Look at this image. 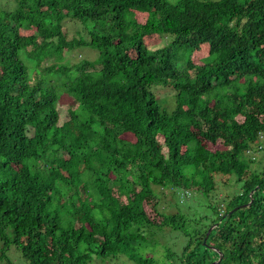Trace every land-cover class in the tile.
Listing matches in <instances>:
<instances>
[{"label": "trees", "instance_id": "1", "mask_svg": "<svg viewBox=\"0 0 264 264\" xmlns=\"http://www.w3.org/2000/svg\"><path fill=\"white\" fill-rule=\"evenodd\" d=\"M13 2L0 10V264L11 247L26 264H264V171L245 159L264 150V0ZM67 20L89 40H69ZM80 47L99 58L63 65ZM158 85L176 93L171 113ZM218 176L234 193L211 217L156 211L155 187L208 198ZM166 229L186 239L173 262L140 252Z\"/></svg>", "mask_w": 264, "mask_h": 264}, {"label": "rangeland", "instance_id": "2", "mask_svg": "<svg viewBox=\"0 0 264 264\" xmlns=\"http://www.w3.org/2000/svg\"><path fill=\"white\" fill-rule=\"evenodd\" d=\"M168 2L175 4L178 0H167ZM208 1H220V0H208ZM10 10L13 11L16 9V4L13 0H0V10L2 11ZM13 9V10H12ZM85 25L88 24L75 21V20H67L64 24V30L67 34L69 40H78V39H85L89 40L88 30L85 29ZM152 41L149 42V44ZM168 39H157L155 44L149 45L151 49H156L160 47L166 46ZM207 56L206 51L201 53H196L193 55V60L198 62ZM99 58V52L91 47H80L75 49L72 52L67 53L63 65L71 66L72 64H77L81 61H95ZM54 62L49 61L44 63L41 67L42 70L49 71V67H51ZM154 93L159 98V102L163 109L167 110L171 113L175 108V91L170 88L164 87L162 85H158L153 88ZM63 105L67 107L70 106L71 109L75 110L78 108V104L72 100L63 101ZM65 107V106H64ZM63 107V108H64ZM264 142V140H263ZM264 144V143H263ZM221 145L216 147H211L212 149L220 148ZM255 157V159H252ZM245 159L250 162V166L252 171L262 172L264 171V150H258V143L253 146V149L250 153L245 155ZM80 168H84V164L80 162ZM232 178H230L231 180ZM217 181V188L215 192L210 194L208 198H205L198 193H187L180 194L181 199L178 200L176 193L175 195L172 191L168 190H161L160 188L155 187V191L158 193L159 203L156 206L157 212H164L167 214H175L177 211L181 210L182 212L186 213L191 217L200 218L201 216H212V210L210 209V205L215 204V206L220 205L226 201V196L228 194L234 193V186L225 184V178L218 176L216 178ZM178 194V195H179ZM184 196V197H182ZM186 197V198H185ZM147 211L152 215L153 218H157L158 215L153 209V207L147 206ZM152 237V236H150ZM154 238L148 239L146 242L147 244H143L140 248V252L146 254L147 256H155L161 262H173V257L175 255L173 253H180L185 244L186 239L183 237L181 233L173 232L170 230L164 231H157L156 234L153 236ZM10 255L12 257L13 264H26L21 253L15 248L11 247ZM1 264H6L5 262ZM92 264H135L134 262L130 261L128 257L125 255H120L117 257H98L95 256L94 262Z\"/></svg>", "mask_w": 264, "mask_h": 264}, {"label": "water", "instance_id": "3", "mask_svg": "<svg viewBox=\"0 0 264 264\" xmlns=\"http://www.w3.org/2000/svg\"><path fill=\"white\" fill-rule=\"evenodd\" d=\"M252 195V194H251ZM251 203H252V201H251ZM250 205V204H249ZM248 205V206H249ZM237 209H235V210H233V211H231V214L234 212V211H236ZM214 229V227L213 228H210V230H209V232H208V236L210 235V233L212 232V230ZM207 236V237H208ZM207 239L205 240V242H204V244L206 245L207 243ZM218 252V251H217ZM222 257H223V254H221V258L218 260V261H216V262H214V263H212V264H218V263H220L221 262V260H222Z\"/></svg>", "mask_w": 264, "mask_h": 264}, {"label": "built area", "instance_id": "4", "mask_svg": "<svg viewBox=\"0 0 264 264\" xmlns=\"http://www.w3.org/2000/svg\"><path fill=\"white\" fill-rule=\"evenodd\" d=\"M261 148V147H260ZM254 159V158H253ZM182 194H186V196H187V193H182ZM182 197H184V196H182ZM186 198V197H185ZM224 214V212L222 211V213H221V215H223Z\"/></svg>", "mask_w": 264, "mask_h": 264}, {"label": "clouds", "instance_id": "5", "mask_svg": "<svg viewBox=\"0 0 264 264\" xmlns=\"http://www.w3.org/2000/svg\"><path fill=\"white\" fill-rule=\"evenodd\" d=\"M253 158L255 159V157H253ZM253 158H252V159H253ZM180 199H181V197H180ZM223 212H224V211H223ZM221 213H222V212H221ZM223 215H224V214H223Z\"/></svg>", "mask_w": 264, "mask_h": 264}]
</instances>
